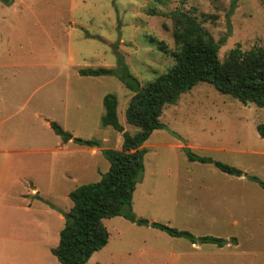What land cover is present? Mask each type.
<instances>
[{
	"label": "rangeland",
	"instance_id": "obj_1",
	"mask_svg": "<svg viewBox=\"0 0 264 264\" xmlns=\"http://www.w3.org/2000/svg\"><path fill=\"white\" fill-rule=\"evenodd\" d=\"M177 8L190 10L214 41L225 38L220 60L236 45L264 48V0L0 1V264H59L50 248L71 206L68 191L98 180L108 167L101 149L121 146V134L100 122L103 95H116L123 130H137L125 120L131 92L121 81L78 70L115 68L119 57L140 85L152 81L173 63L168 13ZM159 120L163 127L142 144L133 213L194 236L235 237V249L201 245V253L217 252L214 264H264V189L245 177L264 181V137L256 130L264 106L242 104L200 81L166 104ZM49 121L99 146L63 142ZM185 148L243 175L188 161ZM102 222L107 243L86 264L176 262L165 232L121 216Z\"/></svg>",
	"mask_w": 264,
	"mask_h": 264
},
{
	"label": "trees",
	"instance_id": "obj_2",
	"mask_svg": "<svg viewBox=\"0 0 264 264\" xmlns=\"http://www.w3.org/2000/svg\"><path fill=\"white\" fill-rule=\"evenodd\" d=\"M0 1L9 4L13 0ZM233 6L234 1L230 3V11ZM168 16L172 23L171 36L176 46L171 53L173 63L152 81L140 85L119 57L115 68L78 70V74L83 76L112 75L121 81L131 92L124 111L125 120L137 130L133 134L123 130L117 120L116 95H103L104 111L100 122L121 134V146L119 149H101V155L107 161L108 167L98 180L79 184L68 191L67 197L71 206L63 213V225L58 231L57 243L50 249L60 264H85L90 255L107 242L108 232L102 220L114 216H121L137 225L159 229L173 237L186 238L192 243H211L221 247L228 242L225 238L211 235L196 237L187 230L136 216L132 211V193L141 178L143 156L146 152L142 144L153 130L163 127L159 117L166 104H174L181 93L188 91L196 83L205 81L218 92L227 94L242 104L264 106V48L242 51L236 45L220 60L217 51L225 40L224 37L214 41L190 10L177 8L170 11ZM49 126L63 142L71 140L78 145L99 146L96 139L72 137L53 121H49ZM256 130L264 137V123L257 124ZM184 150L188 161L210 163L228 175H243L234 166L196 155L188 148ZM245 177L264 189V181L258 177ZM230 239L235 241L234 237Z\"/></svg>",
	"mask_w": 264,
	"mask_h": 264
},
{
	"label": "crops",
	"instance_id": "obj_3",
	"mask_svg": "<svg viewBox=\"0 0 264 264\" xmlns=\"http://www.w3.org/2000/svg\"><path fill=\"white\" fill-rule=\"evenodd\" d=\"M141 179V178H140ZM70 191V190H69ZM31 192H35L34 193V195H33V197H35V194L38 196V194H37V189H36V187L35 186H33L32 187V189H31ZM32 197V198H33ZM37 198V197H36ZM39 199V198H38ZM38 199H33L35 202H37L38 204H42ZM42 205H44V204H42ZM19 207V206H18ZM25 208V207H24ZM137 216V215H136ZM59 218H61V216H59ZM149 221H155V220H149ZM63 225V224H62ZM197 225H200V223L198 222L197 223ZM62 227V226H61ZM137 227H142V225L141 226H137ZM150 227V226H149ZM150 228H153V227H150ZM154 229H156V228H154ZM60 230V229H59ZM58 230V231H59ZM157 230H159V229H157ZM159 231H161V230H159ZM156 234H155V237H159V236H161L158 232H155ZM168 235V234H167ZM163 236H161V238H162ZM168 237L169 238H167V242H168V248H169V250H173V251H175L176 253H174V252H171L170 253V257H172L173 258V260H175L176 262H171L170 264H207V262H206V260L205 259H208V257L209 256H211V259H209L210 260V262L212 263V264H214V260H213V258H214V256L217 254V252H215V251H212L211 253H208V254H205V253H201L200 252V247H201V245L202 244H211V243H198V242H194V243H192V242H190L189 240H187L186 238H183V237H173V236H170V235H168ZM197 237V236H196ZM183 238V239H182ZM235 238V237H234ZM225 239H227L228 240V242L225 244V245H223V246H221V247H218V246H216V245H214V244H212V245H214L215 247H217V249H219L220 251H221V249H223V248H225V247H228V248H230V247H232L233 249H235V248H237L238 247V241H237V239L235 238V241L234 242H232V241H230V238H225ZM58 240V239H57ZM56 243H57V241H56ZM107 243V242H106ZM56 245V244H55ZM54 245V246H55ZM54 246H52V247H54ZM176 246H177V249H176ZM51 247V248H52ZM50 248V249H51ZM191 250H193L194 252V254L193 255H191V254H189V252H191ZM196 251V252H195ZM159 251H156V252H153L152 253V257L154 258V259H158L159 258V256H160V253H158ZM148 254V253H147ZM53 255V254H52ZM92 255V254H91ZM90 255V256H91ZM180 256H182V258H180ZM89 259V258H88ZM87 262V261H86ZM60 264V263H59ZM86 264V263H85ZM94 264H98V262H94Z\"/></svg>",
	"mask_w": 264,
	"mask_h": 264
}]
</instances>
